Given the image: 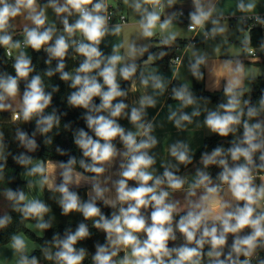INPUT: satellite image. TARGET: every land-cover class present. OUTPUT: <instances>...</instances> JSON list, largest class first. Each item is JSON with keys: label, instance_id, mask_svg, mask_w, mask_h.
<instances>
[{"label": "clouds", "instance_id": "1", "mask_svg": "<svg viewBox=\"0 0 264 264\" xmlns=\"http://www.w3.org/2000/svg\"><path fill=\"white\" fill-rule=\"evenodd\" d=\"M167 2L171 5L173 0ZM193 2L189 30L202 28L210 21L213 27L205 36L222 34L225 28L220 26L218 19H212L214 6H206L202 0ZM124 3L128 5L129 0ZM130 7L140 14L138 24L143 38H152L159 27L160 44L167 46L176 40V33L168 31L172 16L161 20L162 0H132ZM47 8L60 18L62 30L48 22ZM237 8L249 13L255 4L251 0L248 3L240 0ZM107 10V0H47L44 6H40L37 0H0V47L6 49L9 57L13 50H18L13 64L15 75L0 74V110L11 108L6 101L17 96L19 83L25 80L21 112L13 118L20 119V115L25 121L36 118V128L31 136L19 129L16 133L21 146L30 152L35 151L38 147L36 134L51 131L59 124L60 117L55 111L44 114L52 101V93L45 91L40 75L28 79L34 68L24 49L37 52L43 49L48 55L47 64L53 59L57 61L55 69L49 68L45 75L51 77L58 72L62 81H70L74 91L68 96V103L86 110L83 119L92 135L84 128L74 130L73 142L82 153L79 161L57 148L61 155H68V159L58 162L61 182L54 187L60 194L58 203L63 214L78 212L85 221L91 220L93 227L104 233V243L94 245L93 264H205V258L206 264H252L257 251L264 249V175L259 177L260 184L255 183L256 173H264V95L258 105L250 100L241 101L242 92L238 89L242 83L243 66L236 62L224 88L227 103L218 105L217 110H208L204 118V125L212 133L220 137L234 136L230 146H217L202 153L203 167L197 168L194 177L188 180L178 174V165L192 163L193 157L189 146L177 141L169 147V154L177 164L162 165L163 173L155 174L153 165L156 159L149 150L157 145L158 140L151 134L153 123L146 121L145 116L146 108L154 107L156 99L154 95H142L138 106H132L128 112L125 109L129 106L118 100L128 94L121 87L120 80H132L135 88L136 59L148 48L135 42L127 46L118 43L113 45L110 55H105L100 48L105 37L118 36L122 31L120 24L109 25L111 16ZM20 16L31 22V26L23 28L22 41L14 40L9 31L13 28L12 21ZM70 17L75 19L70 22ZM256 19L259 21V17ZM248 42L246 36L243 43L247 46ZM121 48H125L123 55ZM70 50L83 57L74 73L64 71L65 58ZM164 54L160 53L161 56ZM194 56L195 62L190 68L199 76L202 73L198 68L205 62V57L195 53ZM153 58L149 55L148 60ZM139 82L144 88L151 87L154 94H162L166 87L162 76L145 75L143 71L139 73ZM57 90L58 87L53 88V91ZM97 97L99 104L94 101ZM172 98L180 102L181 109L195 103L187 85L173 87ZM199 115L198 109L191 114L174 110L168 119L175 127L181 128L184 122L191 123L192 118ZM122 116L129 120L135 131L118 122L117 118ZM240 129L242 135L236 136ZM117 139L123 145L122 149L114 143ZM50 142L51 138L45 140V143ZM14 159L21 165L30 164L32 160L25 153ZM117 161V178L112 179L105 173ZM77 162L84 172L76 171ZM210 165L220 169L215 178L207 171ZM47 172L43 162L28 169V175H39L41 185H49ZM82 183L90 185L87 199H82L73 190V186L79 187ZM177 192L184 193L183 204L174 198ZM6 196L15 202V210L24 219L37 221V229L51 227L44 219L50 211L45 202L28 200L20 189H8ZM98 202L113 209L110 215L102 211ZM10 221L11 217L7 215L0 218V228ZM177 233L182 236L183 243H174L178 239ZM90 236L88 225L81 222L74 231L66 229L63 238L53 236L55 252L48 248L42 251L46 259L55 260L57 264H83L88 250L78 248L77 244ZM10 247L19 256L17 264H39L37 257L28 255L22 235H13ZM259 264H264V260Z\"/></svg>", "mask_w": 264, "mask_h": 264}, {"label": "crops", "instance_id": "2", "mask_svg": "<svg viewBox=\"0 0 264 264\" xmlns=\"http://www.w3.org/2000/svg\"><path fill=\"white\" fill-rule=\"evenodd\" d=\"M37 2L40 6H44L47 3V0L43 3H40L39 0H37ZM123 2L124 0H122L120 4L121 8L124 10L125 6ZM239 2L240 0H202V3H204L206 6H214L212 19H218L220 21V26L225 28V31L222 34H217L215 35L216 39H212L210 38L211 35H209L207 38H204L202 36L201 29L197 31H190L186 26L187 22L190 21L189 13L194 11L193 0H173L171 5L168 4L167 0H162L164 8L161 12V20L172 16V25L168 31L175 32L176 39L180 41H186L193 36L197 37L198 41L194 44H188L191 46H188V48H186L181 53V59L176 62L171 60V63L168 66L151 63L148 58L145 59L142 64L138 65L137 76L134 78L135 88H133V81L131 80L127 97L124 100V103L129 106V108L125 109V111L128 112L132 106H138V101L142 95H154V98L156 99V104L154 107L146 108L147 114L145 116V120L151 121L153 123L154 127L151 134L158 140L157 145L149 150L150 154L154 155L156 159V163L153 165V168L155 169V174L157 175L163 173L164 169L162 165L177 164L175 159L169 154V147L172 144L176 143L177 141H183L189 146L190 154L192 155L201 146L204 137L206 135L213 134L204 125V118L207 115L208 110H217L218 108L217 103L211 100L195 98V103L193 105L181 109L180 102L172 98V85L174 80H178L181 85H187V87L191 86L195 82H198L209 91L223 92L225 94L224 88L228 80L231 78L230 69L235 68L236 62H239L243 66V75L241 77L242 83L238 90L242 92L241 101L243 102L246 99V96L244 99V91L248 90L251 78L255 75H258L256 74L257 71L253 66V63H258L259 59L246 56L244 51L243 41L249 34V28L240 19V15L245 14L246 12H241L238 10L237 5ZM244 2L248 3L249 0H244ZM251 2L255 4V8L252 10V12L260 11L264 8V0H251ZM116 4H119L118 0ZM178 10H184L187 16L180 17L177 13ZM126 11L127 14L124 11L126 14V21L124 23L114 22L110 24V26H114L116 24L122 25V31L118 36L108 35L105 37L100 45V48L105 53V55L111 54L114 44L124 43V28L134 25L135 23L134 19H130L129 9L127 10L126 8ZM173 13H175V15H173ZM46 15L48 17L49 23H54L58 30H62L63 25L60 22V18L56 16L51 8L46 9ZM69 19L70 22L74 20L73 17H70ZM12 24V29L15 33L23 32L25 25L31 26V22L24 19L23 16L17 17L12 21ZM209 26L213 27L210 21L206 22L203 28L208 30ZM155 31L156 35L148 39L141 37V39L134 38L130 40L128 37H126L127 41L125 46L132 42H135L138 46L146 45L148 51L144 53L145 55L154 45L160 44L155 42V39H161L159 27H157ZM13 52L14 57H16L18 50H14ZM120 52L123 55L125 48H121ZM194 53L205 57V62L198 68V72L202 73V75L199 76L194 75L190 68V64L195 62ZM141 57H137V59ZM228 61H231L232 63L227 64L226 62ZM187 62L188 66H186ZM76 68L77 67L70 68L69 73H74ZM141 71H143L145 75L152 73L163 77L166 87L162 94H154V90L151 87L144 88L141 86L139 82V73ZM119 82L121 84V80ZM22 92L23 90L20 89V92L15 98L8 99L6 103L11 104V108L0 110V114L7 112L9 113V116L12 120H16L13 118V112H19V110H21ZM119 99L120 98H118V100ZM115 102L116 101H114V103ZM194 109H198L200 111V115L193 117L191 123L184 122V126L181 128L175 127L174 122L168 119L171 111H183L191 114ZM117 119L124 128L135 131L134 126L126 117L122 116ZM114 143L118 148H123V145L120 143L119 139L114 141ZM60 161L61 160L53 158L46 160L36 159L21 169L20 176L23 180L21 184V190L25 192L28 200L39 199L44 202L45 189H53L55 188L54 186L56 184L61 182L59 175L60 169L58 167V162ZM41 162H43L48 168V172L46 174L49 176V185H41L39 183V175H28V169ZM118 163L119 162L117 161L112 167H110L105 175L111 176L112 179H116L117 177L115 173L118 170ZM76 171L81 172L77 169ZM195 171V164L192 163L182 171L178 172V174L181 176H186L188 180H191L195 175ZM84 175L88 176L90 174L84 173ZM261 175H264V173L260 174L259 177ZM260 183L261 180L259 178V184ZM79 187H85L86 194L88 195L90 191V185L82 183ZM185 187H187V185H185ZM5 196L0 198V213L6 208ZM174 198L179 199L183 204L184 193L177 192L174 194ZM36 222L37 221H27L26 225L35 233V235L42 236L44 234V230L37 229L35 227ZM17 234L22 235L25 238L27 243L26 251L28 254L39 247V241L37 239L28 237V235L23 231H20L15 235ZM10 243L11 239L0 245V264H17L19 256L18 254H14L10 247ZM120 255L122 256L123 252H121ZM39 264L42 263L39 261Z\"/></svg>", "mask_w": 264, "mask_h": 264}, {"label": "trees", "instance_id": "3", "mask_svg": "<svg viewBox=\"0 0 264 264\" xmlns=\"http://www.w3.org/2000/svg\"><path fill=\"white\" fill-rule=\"evenodd\" d=\"M46 0H39L40 3L45 2ZM122 0H118L119 5L121 6ZM10 32H13V29H9ZM23 33V32H22ZM250 43L255 44L260 41V32L259 28L253 26L249 29ZM180 40L176 39L172 42L171 45H154L151 50L145 54L143 57L136 60L138 65L142 64L145 59L152 55L154 58L151 60V63H157L164 66H168L171 63V58L174 54V44ZM165 53L163 56L160 53ZM32 60V66L34 71L30 74L29 78L34 75H40L46 92L52 93V101L47 109H45V115L52 113L53 111L60 117V122L58 125H55L51 131L46 134L37 133L35 136L38 147L35 151H28L25 147L21 146L19 140L16 137L17 130H22L27 132L30 136L35 131L36 128V118L33 117L30 121H25L20 115V119L12 120L9 116V113L3 112L0 114V198L5 196L8 189L12 190H21V184L23 182L20 171L25 165L19 164L14 158L20 153H25L26 155L32 158L31 162L36 159H58L61 161H67L68 155L75 156L77 161L82 158V153L80 149L73 142V132L75 129L84 128L85 131H88L92 135L91 131L87 128V125L83 119L85 109L78 108L70 105L68 103V96L71 94L74 89L70 87V81H62L60 79V74L57 72L53 76L49 77L45 75L46 71L49 68L55 69L57 61L53 59L51 64H47L48 60L47 53L42 49L39 52L30 50V55ZM83 57L78 56L72 50L69 51L68 55L65 58V69L64 71L69 72L70 68L78 67L79 63ZM15 62V57H7L5 55L4 47H0V74L7 73L9 75H15L13 64ZM258 62H264V55L259 59ZM25 80H21L19 87L21 90L25 87ZM131 80L124 81L121 80V87L127 90L130 86ZM181 86L178 80H174L172 87ZM54 87H58L57 91H53ZM189 91L193 94L195 98H203L211 100L217 105L222 103H227V97L223 92L209 91L204 88V86L198 82L193 83L188 87ZM244 99L250 100L252 104L258 105V101L262 95H264V74H258L251 78L250 86L248 90L244 91ZM127 97V96H126ZM126 97H120L119 100H125ZM95 103L99 104V98H94ZM21 110H19L20 114ZM70 125L66 128L65 125ZM236 136L242 135V129L238 131ZM47 138H51L50 143H45ZM234 138L233 135L228 137H220L217 134L206 135L203 139L201 146L197 151L192 154V163L195 164L196 169L202 168L201 164V154L208 151L210 152L213 148L217 146H223L225 148L230 146V141ZM57 148L64 150L68 155H61ZM178 165L179 172L182 171L187 166L191 165ZM27 165V164H26ZM75 169L84 172L80 168L79 163L75 165ZM215 178L216 173L220 171L215 165H210L207 169ZM90 174L91 173H87ZM260 172L256 173L257 179L256 184H259V175ZM133 183V182H130ZM73 190L77 191L82 199H87L88 195L86 194L85 187H73ZM60 194L53 189H45L44 191V202L48 205L50 211L45 215V221L50 222L51 227L44 229V234L42 236H37L35 233L29 229L26 225L27 221H35V219H24L22 214L19 211H16L14 208V201H11L5 196L6 199V208L3 212L0 213V218L7 215L11 217L10 223L5 227L0 228V245L9 241L13 235L23 231L29 237L37 239L40 243L39 247L34 249L30 254V257H37L38 261L42 264H57L55 260H48L45 258L43 248H48L50 251L55 252V247L53 246V236L59 235L60 238H63L65 230H75L77 225L81 222H84L88 225L91 232V236L84 240L78 242L77 247H84L88 250V255L86 256L83 264H93L92 255L95 252L94 245L99 243H104V233L98 229H95L92 225V221H85L83 216L78 212H72L70 214H63L62 209L58 203ZM99 206L102 208V211L105 214L110 215L113 209L104 206L102 203H99ZM177 241L175 244L183 243L182 236L177 233ZM232 237H229V244L231 243ZM171 246V242H170ZM205 251H207V246H205ZM243 259V257H241ZM260 260H264V249L257 251V254L252 258V264H259ZM206 264V258H205Z\"/></svg>", "mask_w": 264, "mask_h": 264}, {"label": "built area", "instance_id": "4", "mask_svg": "<svg viewBox=\"0 0 264 264\" xmlns=\"http://www.w3.org/2000/svg\"><path fill=\"white\" fill-rule=\"evenodd\" d=\"M108 3V14L111 16V19L109 21V25L114 22L124 23L126 21V14L124 10L121 8L119 4H113L109 0H107ZM178 15L180 17H186V13L184 10H178ZM243 17V19H241ZM259 17V21H264V8L260 11L256 12H250L240 15V19L246 24V26L250 29L251 27L255 26L259 28L260 32V41L255 44H251L248 42L247 46L244 45V51L246 56L260 59L264 55V23H260L256 18ZM235 18V17H234ZM190 21L187 22L186 26L189 28ZM201 29L202 30V36L204 38L209 37V35L206 37L205 33L210 32L209 30H205L203 27H197L194 31H197ZM14 40H21L23 39L22 32H11ZM248 41H250V36L248 34ZM198 41V38L193 36L192 38H189L186 41H179L174 44V54L171 58L172 61L176 62L181 59V54L175 53V50L182 48L183 45L190 44V43H196ZM5 55L9 57L6 54V49L4 48ZM14 51V50H13ZM12 51V56H14V52ZM11 56V57H12ZM19 114L18 111L13 112V116Z\"/></svg>", "mask_w": 264, "mask_h": 264}, {"label": "rangeland", "instance_id": "5", "mask_svg": "<svg viewBox=\"0 0 264 264\" xmlns=\"http://www.w3.org/2000/svg\"><path fill=\"white\" fill-rule=\"evenodd\" d=\"M111 3H113V4H116V2H117V0H109ZM132 3V0H129V4L128 5H126L124 2H123V4H124V11L126 12V14H127V11H126V8H127V10L129 9V11H130V19H134V21H135V23H134V25H131V26H127V27H125L124 28V44L126 45V41H127V38L126 37H128L130 40H132V39H134V38H138V39H141V35H140V29H139V24H138V21L137 20H140V14L139 13H137V12H135L134 11V9L132 8V7H130V4ZM146 7H149L150 8V6H147L146 5ZM73 19H75V17H73ZM211 26H209V28H208V30H211ZM210 38H212V39H216V37L215 36H212L211 35V37ZM160 40L161 39H155V42L156 43H160ZM188 46H191V45H188V44H186V45H183L182 46V48H180V49H177V50H175V53H177V54H181L186 48H188ZM241 47V46H240ZM192 48V47H191ZM191 48H189V49H191ZM242 48V47H241ZM30 50H31V48H27V49H24V51H26L27 52V54L28 55H30ZM17 54V53H16ZM254 65V67L256 68V74H261V73H264V62H258V63H253ZM186 66H188V62H187V64H186ZM249 86H250V82H249ZM248 86V87H249ZM0 202H1V200H0ZM36 221V220H35ZM25 233V232H24ZM29 237V236H28ZM39 243V242H38ZM39 245H40V243H39Z\"/></svg>", "mask_w": 264, "mask_h": 264}, {"label": "water", "instance_id": "6", "mask_svg": "<svg viewBox=\"0 0 264 264\" xmlns=\"http://www.w3.org/2000/svg\"><path fill=\"white\" fill-rule=\"evenodd\" d=\"M57 249H55V251H56Z\"/></svg>", "mask_w": 264, "mask_h": 264}]
</instances>
